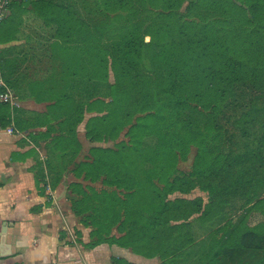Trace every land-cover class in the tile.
Masks as SVG:
<instances>
[{
  "label": "rangeland",
  "instance_id": "374dc122",
  "mask_svg": "<svg viewBox=\"0 0 264 264\" xmlns=\"http://www.w3.org/2000/svg\"><path fill=\"white\" fill-rule=\"evenodd\" d=\"M22 1L26 11L37 9V0ZM254 1L55 0L53 3L54 13H59L58 3L70 6L74 20L70 30L74 37L69 45L60 41L50 45L49 48L55 46L56 49H51L55 56L51 58L49 55L48 59L58 64L50 71L57 74L62 55L68 67L75 65L81 77L87 79L89 76L96 81L94 74L91 75L95 61L88 58L85 65H81V56L87 50L91 56L99 50L108 61L107 76L98 84L99 98L103 103L87 108L85 99L72 94L80 105H84L79 113L65 119L64 129L50 138V145L64 151L66 158L58 168L69 169L74 174V179H66L67 199L73 203L77 219L82 223L88 222L91 230L98 234L97 240L105 238L103 233L112 232L109 223L125 232L118 239L131 234L134 236L129 239H136V228L139 231L146 223L145 211L152 212L153 184L160 188L163 183L157 179L148 180L152 172L146 173L144 168H153L154 165L138 155L132 144L142 140L154 141L155 151L160 150L155 162L163 171L162 180L175 171L188 176L198 170L197 167L209 165L213 159L220 163L231 156L227 160L232 165H227L213 179L195 177L190 191H177L169 197H200L207 204L211 196H221L226 201L228 196L225 199L226 194L219 189L223 185L228 186L227 182L237 180L230 200L227 199L228 202L222 203L215 211L227 207L230 209L227 213L232 217L245 210L249 222L264 223V70L259 69L260 73L253 80L244 74L235 80L231 76L212 80L199 73L202 67L204 71L208 66L206 62L195 60L200 56V47L193 43L192 47L184 50L180 42L190 40V44L197 33L207 31L210 35H219L222 42L231 49H237L238 54L250 56L256 66L264 65V48L247 45L250 31L252 36L256 35L257 20H264V0H258L259 5L253 4ZM60 8L63 14V8ZM31 18L29 24L34 32L38 29L49 33L56 30L55 24L46 23L38 13L32 14ZM31 38L38 40L35 35ZM125 40H131V45H126ZM174 45L179 48L174 50ZM115 48L122 54L117 63ZM126 52L130 54L129 59L124 57ZM183 62L188 64L181 69L185 74L184 93L188 104L183 109H172L165 106L170 96L166 74L173 64ZM210 82H213L212 86ZM64 101L59 100L58 105ZM66 102L70 107L73 100L67 99ZM86 112L91 115L85 120L84 134L86 127L93 123V139L85 137L90 145L80 143L81 146H77L65 137L56 139L65 132L68 134L75 130L76 133V125L84 120ZM104 116L107 119H99ZM191 126L195 134L189 132ZM198 144L202 145L201 151L196 146ZM91 148L107 151H92ZM170 150L172 152L168 154L166 151ZM97 155L101 156V162H97ZM85 162L88 165L82 168L81 164ZM210 182L216 183L211 196L202 188ZM142 205L146 209L145 216L130 210V206L140 208ZM214 212L203 224H194L195 234L200 240L198 248L213 244L218 236L214 235L215 226L221 221ZM191 216L195 223L197 215ZM142 234L144 241H153L151 232ZM138 236L141 237L140 234ZM144 256L152 258L156 255L147 252ZM262 256L263 251L241 252L236 259L245 261V264H264Z\"/></svg>",
  "mask_w": 264,
  "mask_h": 264
},
{
  "label": "crops",
  "instance_id": "0c3cea01",
  "mask_svg": "<svg viewBox=\"0 0 264 264\" xmlns=\"http://www.w3.org/2000/svg\"><path fill=\"white\" fill-rule=\"evenodd\" d=\"M23 7L22 0H10L0 22V78L14 95L12 104H0V122L19 131L0 139V264L158 263L157 256L147 258L124 245L138 239H118L125 232L115 225L102 242L93 244L97 236L92 228L73 213L66 179H74V174L58 168L66 160L64 151L50 145L70 118L53 106L62 97L63 83L58 70L56 74L49 69L56 62L32 57L33 48L42 54L29 24L39 11ZM90 115L86 112L76 125L77 142L84 146L90 145L84 134Z\"/></svg>",
  "mask_w": 264,
  "mask_h": 264
},
{
  "label": "trees",
  "instance_id": "16d2710c",
  "mask_svg": "<svg viewBox=\"0 0 264 264\" xmlns=\"http://www.w3.org/2000/svg\"><path fill=\"white\" fill-rule=\"evenodd\" d=\"M55 0H37L35 2L37 10L39 11L40 16L46 23H53L56 25V30L49 32H36L35 36L38 38V43L41 46L42 54H40L37 48H33L32 57L40 58V56H48L51 58L55 56L52 50H55V46L49 48L53 42L58 43L60 41L66 45L71 44L74 35H72L71 27L73 23V18L70 15L71 9L65 3H58V11L59 13H54L53 3ZM259 1L255 0L253 4L259 5ZM63 8V14L61 13V8ZM43 10V11H42ZM256 35H253V32L250 31L248 34V42L247 45H253L259 48H264V20L258 19L255 27ZM181 34H184L180 31ZM197 36L193 37L195 40L190 42H184L181 40V44L183 45V49H188V46L192 47V44L200 47V56L196 58V61H202V63L206 62L208 64L207 69L199 73L203 77H210L212 80L224 79L226 76H231L232 79L240 78L241 74H244L246 78L253 80L259 73L260 70H264V65L256 66L252 61V58L246 54L240 55L238 54L237 49H231L227 45L222 42L219 35H214L213 33L210 35L205 32H200L196 34ZM126 45H131V40H125ZM54 44V43H53ZM246 45V44H245ZM176 45H174V50L178 49ZM52 49V50H51ZM116 52L115 56L116 63L117 60L122 59L121 51H118L116 48L114 49ZM88 50L85 52V55L81 56L80 64L85 65L88 58H91V62L95 61V70L91 75L96 78V81H92L88 76L87 79L80 76V71L77 70L73 66L67 65L66 58L64 56H60L59 60V80H62L63 83V91L62 98L56 99V108H61L63 111L68 114L70 117L73 114L79 113L80 107L84 105L78 102V98L85 99V105L87 108L91 107L93 104L103 103L100 101L99 91V82L102 79H105L108 71V61L106 59L105 54H103L99 50H95V53H92ZM129 52H126V59H129ZM54 61V60H53ZM79 65V64H78ZM77 65V67H78ZM187 66V62H183L182 64H173L168 73L166 74L169 78L167 82V88L169 92V98L165 104L167 107H171L172 109H183L188 104L186 101L184 89H185V74L181 72L182 66ZM53 67V66H52ZM50 67L49 69H52ZM74 67V68H73ZM114 69V67H113ZM55 71V69H54ZM69 74V75H68ZM200 75V76H201ZM117 77V75H115ZM86 79V80H82ZM94 82V83H92ZM211 86L213 82H210ZM76 89V91H75ZM75 92H73V91ZM77 94L76 96H71L72 94ZM82 94V95H81ZM65 99L64 103L59 104V100ZM67 99H72L73 102L71 104V108L67 105ZM53 104V106L55 105ZM65 106V107H64ZM101 120L107 119L106 116L99 118ZM93 123L91 126L86 127L85 137L90 140L93 139ZM189 132L195 134L196 132L193 130L192 126L189 128ZM64 135V136H62ZM58 136L56 139L61 140V137H65L64 139L70 138L75 145L81 146L76 139L75 130L70 131L68 134H62ZM96 135V134H95ZM95 140H98L96 138ZM154 141L142 140L141 143H136L133 141L134 149L137 150V154L144 156L147 160H150L153 163V168H144L146 173L151 171L152 175L149 174L148 180H158L162 182V186L160 188L153 184L155 196L153 201L151 202L152 212H147L144 209V205L140 208L131 207V211L135 213L136 211L139 213H146V223L145 225L137 230L136 238L138 241H127L124 245L130 246L134 251H138L141 254L151 253L156 255L160 259V264H245V261H241L236 259V256L241 252H257L263 251L264 257V223H251L247 219V215H245V210L237 213L235 216H230L229 210L227 207H224L222 210H216L217 207L222 206V203L228 202L227 199L230 200L231 193L234 191L235 185L238 183L237 180H232L228 186H222L219 191L223 192L222 194H226V201L223 198L211 196L215 189L213 183L203 186V189L209 193L212 197L209 203L203 202L200 197L195 199H187L179 196H175V198H170L169 195L175 192L187 193L194 187L193 179L195 177L203 176L208 179H213L215 174L221 173L222 170L230 163L228 159L231 156L225 157V160H222L220 163L217 162L216 159L211 160L209 165H205L203 168L197 167L195 172L189 174H179V171H175V174H171L168 176L166 180H162L163 171L161 170L159 164H156L155 160L158 158L159 152L155 151L156 146L154 145ZM199 151L202 150V145H196ZM125 148V146H124ZM201 149V150H200ZM92 151H107V149L100 148H91ZM165 151V150H164ZM168 154H171L170 151H166ZM97 162H101L99 158L100 155H97ZM201 156V155H200ZM101 157V156H100ZM217 157V156H215ZM214 157V158H215ZM227 162V163H226ZM88 163H82L81 167H85ZM218 176V175H217ZM85 177V176H84ZM133 179V178H132ZM135 180V178H134ZM138 180V179H137ZM211 181V180H210ZM139 182V180H138ZM198 182V181H195ZM221 194V195H222ZM251 202V201H250ZM143 204V203H142ZM72 205V211L75 213V210ZM150 205V204H146ZM234 209L233 207H231ZM215 211V212H214ZM125 212H127L125 210ZM214 212V216L218 217L221 222L215 226V234H218L213 244H210L204 249L198 248L197 244L200 240L197 239L195 234L196 229H194V224L201 223L207 221V217ZM218 212V213H217ZM144 213V216H145ZM196 214L195 220L190 219L191 215ZM172 221H177V223H172ZM181 221V222H180ZM82 223V222H81ZM87 227H91L88 222L82 223ZM135 225V224H134ZM110 228L114 226L112 223H109ZM135 229V227H134ZM131 229V230H134ZM92 234L97 236L98 234L91 230ZM141 235L139 237L138 235ZM151 232L154 235L153 241H144L142 233ZM197 232V231H196ZM106 234V233H103ZM130 234V233H129ZM143 235V236H142ZM134 235L125 236V239H129ZM98 237V236H97ZM122 238V239H124ZM103 238L95 239L93 244H97L102 242ZM121 244L122 242L119 241ZM151 252L147 251V249ZM147 251V252H146ZM261 258L259 260H261Z\"/></svg>",
  "mask_w": 264,
  "mask_h": 264
},
{
  "label": "built area",
  "instance_id": "2783aa9c",
  "mask_svg": "<svg viewBox=\"0 0 264 264\" xmlns=\"http://www.w3.org/2000/svg\"><path fill=\"white\" fill-rule=\"evenodd\" d=\"M10 0H0V22L7 16ZM14 95L7 84L0 78V104H12ZM3 134L17 135L19 131L13 125H2L0 122V139Z\"/></svg>",
  "mask_w": 264,
  "mask_h": 264
}]
</instances>
